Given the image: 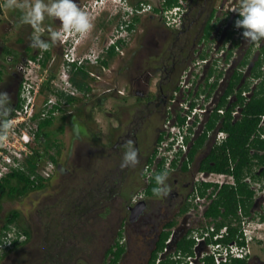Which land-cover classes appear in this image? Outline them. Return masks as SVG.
I'll return each instance as SVG.
<instances>
[{
    "label": "rangeland",
    "instance_id": "374dc122",
    "mask_svg": "<svg viewBox=\"0 0 264 264\" xmlns=\"http://www.w3.org/2000/svg\"><path fill=\"white\" fill-rule=\"evenodd\" d=\"M147 1L157 2V0ZM220 1L216 0V5H219ZM3 3L4 0H0V70L1 72L3 71L0 91L4 90L8 82L10 83L8 72L15 69L18 60L23 59L30 53L27 48L30 47V37L33 32V29L29 25L20 23V17L22 15L20 10L5 9L2 6ZM221 3L223 7H220L216 13L219 18L224 17L227 11L229 12L239 6V0H223ZM111 7L110 5L109 8ZM19 12L20 14H18ZM157 16L158 14H155L153 20L156 21ZM189 20L190 18L186 20V24ZM216 21L218 20L216 19ZM48 24L45 19L42 27L45 26L47 29L51 28V25ZM199 26L200 24L197 25L195 31H198ZM209 28V26H206V30L210 31ZM220 28L217 31L216 39L225 35V31L222 30L223 27L221 26ZM176 31H169L167 41H165L162 47L164 50L161 49L159 52L156 47H151L154 51H147L149 54L159 52L155 54L156 56L149 57L152 59V63H149V66H154L155 68V65H158L168 68L171 66L172 61L170 58L167 60L170 50L176 53L183 46L185 50L184 54H187V52L191 53L195 47L197 50L201 46H198V44L197 46L192 45V40L195 35L190 33V31L185 34H178ZM228 35L232 37V33L228 32ZM47 36L48 34L43 38L47 39ZM174 39L175 41H173ZM210 41L209 39L205 41L206 45ZM244 43L241 45L243 46ZM218 44H220L219 40ZM130 45H132V41ZM202 53L205 56L207 54L205 51ZM194 54L197 55V52ZM236 56L238 57L237 54ZM193 57L191 55L190 58L192 59ZM237 57L235 59L232 58V60H236ZM191 59L183 60V68L190 65ZM51 63L53 61L50 60L48 65L50 66ZM141 63H143V59L137 58V65ZM119 64H124V60L121 61L120 57H116L110 61L109 68L106 67L105 78L102 77V79L94 81L91 76L90 82L95 94L90 97V100L85 103L82 100H78L74 104H70L69 108L72 110L70 115L77 114L78 112L77 115L79 116L74 115L70 117L77 122V117L85 119L84 122H80L79 120L81 128L79 136L82 137L80 142H77L79 139L74 136L76 134V128L74 131V128L68 124L70 122L68 119L69 114H64V117H61V115L55 118L52 125L48 128L51 133L47 139L45 138L46 141L42 142L47 145H51L52 141L59 143L60 146L58 147L51 145L50 151L55 153L57 160H61L62 162L64 159L67 160L69 171L65 173L66 177H57V184L55 183L50 187H44L43 189L28 192L24 196L7 198L2 201L0 225L12 210H17L19 212L18 224L24 228H30L32 231L35 230V232H32L34 233L32 234V239L26 245L11 251L9 250L8 252L6 251L5 257L0 259V264H86L81 261L83 257L90 261L91 264H103V251L112 241V235H114L116 226L118 225L120 217L124 214L122 213L124 210L119 195L112 192V195H109L106 200L98 193H95L93 196L94 191L88 190L89 185L87 181H90L93 187H95L97 182H100L102 178H106L108 181L106 183H109L111 188L114 189V192L119 190V184L117 186L113 184L114 179L120 181V188L134 182L133 191L135 192L143 182L140 173L143 169L144 160L142 159L144 157H139V163L135 167L121 169L120 164L124 151L119 150V152L110 146L119 134L123 135L127 131L132 132V130L146 133L149 136L148 141L151 144L153 137L157 134L158 128L162 127V108L154 109L153 104L147 106L143 102L136 103L133 96L128 95L130 93L125 86L126 77L123 72L119 74L111 71V68H117ZM179 67L177 66L175 72L171 73L173 78H171L170 82L174 83ZM59 69L61 68L57 70L54 68L52 72L54 74L56 73L58 80L60 78V75H58L60 74ZM90 70L94 74H99L103 71L99 67H91ZM206 70L207 68L204 66L192 90L197 89L198 84H203ZM211 70L213 75H218L217 68L214 70L211 68ZM221 71L219 70V72ZM158 76V72L152 74L150 80L152 88L154 87L153 83L158 80ZM123 86L125 87L124 89ZM220 87L219 90L221 89ZM116 88L123 90L124 94L118 93V89ZM106 89H109V91L104 95L105 101H100L99 103L101 104H98L97 102L101 97V92ZM92 116L95 120L93 125L89 120ZM91 130H94L93 135H87L89 141L92 139L90 142L92 146L90 150L92 151L94 149L91 154L89 153L92 157H89V160L87 159L88 162L90 161V164L88 163L83 167L82 165L79 167L76 166V169L72 170V161L75 159V153L73 155L68 154L70 140L74 144L80 143L78 147L80 152L79 157H82L81 144H83V140H85L84 135H86L84 132L86 131L88 133ZM109 139L110 143L107 145ZM121 139L122 137L118 138V140ZM42 142L40 146H44ZM207 143L210 142L207 141ZM197 158L198 155L196 156V160L189 164L190 167L188 166L190 168L189 170L193 172L196 169ZM84 160L83 162H85ZM156 160L157 158H154V161ZM175 170L178 171V169ZM174 175L177 174L174 173L172 176ZM119 176L121 178L123 177V182L119 180ZM249 184L252 188L253 185L251 183ZM128 190L130 191L129 186L128 188L124 187L122 191L123 198L127 197ZM133 191L132 193L134 194ZM92 196L95 199L93 202H97L99 205L95 204L92 206L94 211L92 209L86 215H80L79 208L85 206L88 199ZM257 198L258 202L255 208L259 211L260 204L262 203L264 206V190ZM178 201L179 199L174 198L170 200L168 198H155L149 201L142 223L140 222L137 227L130 228L131 230L127 232V246L120 264H145L149 252L154 246L157 233L161 230L162 224L170 219L177 220L178 222L175 227L179 226L181 230L204 225L203 219L197 216L193 209L189 210V213L186 215L180 216V212L189 207H196V205L189 201L183 203L179 210H177ZM101 204L105 205L104 213H101L102 211L98 208L102 206ZM89 207L91 208V206ZM252 230L255 236L262 237V239L261 241L255 240V242L250 244V255L245 264H264V223L259 226L253 225ZM30 256L33 258L28 260ZM206 261L205 264H212L210 257Z\"/></svg>",
    "mask_w": 264,
    "mask_h": 264
},
{
    "label": "flooded vegetation",
    "instance_id": "af4514ba",
    "mask_svg": "<svg viewBox=\"0 0 264 264\" xmlns=\"http://www.w3.org/2000/svg\"><path fill=\"white\" fill-rule=\"evenodd\" d=\"M223 0L220 1L219 5H216V0H185V10L182 13V21H181V26L180 28L176 31V30H172L170 29L168 26L165 25L161 14L159 13L162 9V5L165 2L164 0H157V2H151V1H147V0H130V4L135 6L136 8H138L139 6H137V3H148L149 7H151V10L148 8H143V9H148L144 14L138 13V11H141V8H138L137 10H135V12L130 15L128 17V22L126 23H122V19L120 15L114 14L110 8H107L108 4L104 3V0H75V2L80 6V8L87 12L89 14V16L91 17L93 23H94V28L92 29V31L90 33H88L87 35L83 36L81 38V36L76 35V39H75V50L77 53V56H85L87 55L88 52H90L92 49L96 50L98 53H101V57H105L106 55H108V53L110 52V45L112 43H116L118 41H120L119 44H116L114 46V55L112 56L111 60H114L116 57H120V60H124V64H119L117 68L113 67L111 68L112 72H116V73H122L125 75L126 77V82H125V86L127 87V89L129 90L128 94L129 96H133V98L135 99V102L137 103H144L145 105L149 106L153 104V108L154 109H160L162 108V120L164 117V108H165V104L168 100V97L170 95L171 92H168L166 90H164L166 88L167 85H170L171 82V78H173L171 76V73L175 72L176 67L181 63V60L183 62V60L185 59L186 54H184L185 50L184 47L182 46L180 48V50L178 52H173L172 50L169 51V54L167 56V60L172 59L171 61V66L166 68V66H158L155 65L156 70H154V66L151 67L149 66V63H152V59H150L149 57H154L156 56V53H159L160 50L162 49V47L165 44V41H167V36L169 31H176L178 32V34H185L188 33L190 31V33H193L194 39L193 41V46H197V40L199 39V37L202 35V29L206 23V21L209 19L210 14L212 12V10H214V15L210 20V23L213 25V29L211 30V34H210V39H213V41L209 44H213L214 47L217 49L222 48L224 49V52L227 54V51L230 47H232L233 43L235 42V47L232 49V55L230 58V66L228 68V70L224 73L225 74V82H223L220 86V90H217V93L219 95V97L221 96V94L224 91V88L226 86V81L229 78V76H231L234 68L237 67L238 70L241 71V77L240 80L237 82V84L234 86V91L232 93V96H228L230 97V99L228 100V105L224 107L223 109V113L224 111L228 108L229 104L232 102V98L233 100H236V92L239 89V87H242L246 82L249 83V87L247 89H243L241 91V95L243 96L244 100L243 103H237L233 106V108H231L230 113H231V120L232 121H236L240 118L241 116V110L243 105L249 100V98L251 97L253 90L255 89L257 83L262 80L264 78V53H262V47L264 46V41H262L259 46L257 45H253V44H248V43H244V39L242 38V29H237L234 27V21L236 19H238V13L230 10L229 12L227 11L225 16L219 18V16L216 15L218 9L222 6V2ZM233 1V0H232ZM230 3V2H229ZM142 9V10H143ZM155 14H158V18L157 20H153V17H155ZM137 17L138 20H134V18ZM190 18V20L188 21V23L186 24V20ZM216 19L218 21H216ZM47 22L49 23L48 25H51V29L52 30H59V21H53L51 19L46 18ZM200 24V26L198 27V31H195L197 25ZM124 27V31L125 33L123 34L121 32V28ZM223 27V31H225V35L224 36H220L219 39H216L217 36V31H219L221 28ZM140 27V28H139ZM229 27V28H226ZM44 29V36L47 35V29L45 26L42 27ZM228 32L232 33V37H229ZM124 35V38L122 40H120V35ZM239 34V35H238ZM180 36V35H179ZM178 37V36H177ZM227 41L225 42V45L223 47V43L224 40ZM218 40L220 42V44H218ZM132 41V45H130V42ZM175 41V39L173 40ZM242 43L243 46L241 45ZM201 45V46H199ZM128 46V47H127ZM198 46L200 48L203 47V44H198ZM242 46V49L240 50V47ZM68 45L63 44L62 42L57 44L56 46H53L50 51L52 53V58H53V63L49 66V68L53 71L54 68H56V70L60 67H62L63 65V58H64V52L67 49ZM151 47H156L158 49V51L154 54V53H147V51L151 50V52H153L154 50L151 49ZM196 48V47H195ZM194 48V49H195ZM30 52L32 53H36L37 50L31 49V47H29ZM193 49V50H194ZM164 50V49H162ZM240 50V52H239ZM188 53V52H187ZM192 53V52H191ZM154 54V55H153ZM236 54L238 55V57L236 56ZM235 57H237L236 60H232L235 59ZM261 57L263 58V63L262 65H260V69H261V76L255 79H251V70L255 64V62L257 61V59ZM137 58L138 59H143V63L137 65ZM247 60L246 63L244 65H239L243 60ZM110 60V61H111ZM61 61V62H60ZM253 62L248 75H246V77L244 78V80L241 82V78L243 76V74L246 72L247 68L250 66V62ZM110 64V62H109ZM109 64L107 65V68H109ZM89 66V75L84 79L86 82V85L90 86L91 89L90 90H79L77 89V87L74 88L77 89V93H78V97H80V100H82V102H87L88 100H90V97L92 95L95 94V91L93 90L94 88L91 85L90 79L92 76V79L95 80H100L102 79V77L105 78V70L106 67L102 66L101 64H96V65H88ZM95 68V67H99L100 69H102L103 71L99 74H94V72H92V70H90V68ZM153 71V72H152ZM154 72H158L159 76H158V80H156L155 83H153L154 87L152 88V84H150V80H151V76ZM9 73V78H10V83L8 82V85L4 87L5 92H7L10 96H11V107H15V105L18 103L19 101V96H18V91H19V82H20V76L17 72H15L14 70H11ZM56 75V73H55ZM72 74L70 73L68 75L69 78H71ZM223 77V76H222ZM251 79V80H250ZM71 80V79H70ZM2 81V80H1ZM1 83V82H0ZM125 87L123 86V89ZM118 89V88H116ZM217 89V88H215ZM214 89V90H215ZM109 89L103 90V92H101V97L98 100V104L100 101H105V97L104 95H106V92H108ZM166 91V92H165ZM118 93L120 94H124V91L121 89L117 90ZM122 94V95H123ZM96 100V99H95ZM231 101V102H230ZM134 102V103H135ZM72 112V110L69 111H65L60 113L57 117H60L62 114H69V121L68 124L70 127L75 128L78 127L79 128V132L81 130L80 125H79V120L80 122H84L85 119L83 118H78L79 116L77 114H73L70 115ZM93 115V113H91ZM78 116L77 117V121H75L73 118H71L70 116ZM56 117V118H57ZM75 118V117H74ZM90 123L93 125L95 122L93 116L92 118L89 119ZM162 125V124H161ZM261 128V130H259ZM161 128H158L157 134L153 137L151 144L148 141V135L142 132H137L136 130H132L131 131H127L126 133H124L123 135L119 134L117 139L114 140L112 142V145L110 147L115 148L116 150H123V145L125 143L126 140L128 139H132L134 141V147L138 150V154L139 157L143 158L142 160H144V165H143V169L140 173V177H142L143 182L141 183V186L139 188H137L135 190V192L133 191V186H134V182H131L129 184H127L126 186H123V188H120V181H118L117 179H114L113 184L115 186H117V184H119L118 188L119 190L114 192V189L111 188V186L109 185V183H106L107 179L106 178H102V180L100 182L96 183V186L93 187V185L90 183V181H87V184L89 185V189L88 190H92L94 191L93 196L95 195V193H98L102 196L103 199H107L109 195H112V192L114 194L119 195L120 197V201L122 203L123 206V212L124 214H122V216L120 217L119 221H118V225L116 226L114 235H112V241L108 244V246L106 247V249H104L103 251V255H102V261L103 264H108L113 256V254L111 252H107L109 248H116L115 243L118 240L119 243L124 244L125 248L127 246V232L130 231L133 227H137L138 224H140V222L142 223V219H144V215H145V209L148 207L149 201L151 199H155L158 197L155 196H148L145 194V187L148 183L147 177L150 175V171L154 170L156 168V165H153V163L149 166L147 165V159L148 157L151 155V153L153 152V149L156 148V137L158 135V133L160 132ZM264 132V113L260 115V121L257 125V133L260 137V139L264 140V138L262 136H260V133L263 134ZM94 130L88 131V133L85 131L84 133H86V135H84V139L83 140V144H81L82 146V152L81 155H83L82 157H79V144H74V142H72V140H70V146H69V152L68 154L73 155L75 153V159L72 161V170L76 169V166L79 167L80 165L86 166L89 162V157H92L91 152L94 150L91 149V145L89 141V134L90 136L93 135ZM88 135V136H87ZM76 136V138H78L79 140L77 142H80V139L82 140V137L79 136V133H77L74 135ZM254 136H256L255 134H253L251 137L253 138ZM121 138V140H118V138ZM110 143V139L107 141V145ZM208 150L209 147H206V143L205 146L203 148H201V150L198 152V158L197 160L200 161L202 159H204L206 157V155L208 154ZM119 151V152H120ZM258 153L259 157V161L257 162V164H255L253 166V170L252 173L254 174V176L256 175V179L252 178L251 175H246L243 179L244 181H246L247 183H251L252 189H254V191H256V194H254L253 196V202L249 207V212L250 215L247 217H252V216H256V213L258 214H264V206L261 203L260 204V208L259 211L256 210L255 206H253V203L255 201V199H257V197H259L261 195V192L264 190V175L262 174V172H264V161L261 163V156L264 155V149H253L250 148V154L253 153ZM90 153V154H89ZM85 160H84V159ZM61 159V158H60ZM88 159V160H87ZM83 160L85 162H83ZM67 160H63V162L61 160H58V164H56V166L54 167V169L52 170V173L50 175V177L44 179V186L40 189H43L44 187H50L53 184L56 183V181L58 180L57 177L59 176H63L66 177L65 173L69 171L68 169V164L66 162ZM87 161V162H86ZM161 160H158L156 163H159ZM253 161H255V159H253ZM154 162V160H153ZM65 163V164H64ZM84 165H83V164ZM90 164V163H89ZM173 165V164H172ZM182 165V164H180ZM176 166V168L173 167H169V166H165L164 168L167 169L169 171V179L167 181V183L169 184L170 188H171V192L167 197H160L159 199L162 198H168L170 199H179L178 201V208L177 210H179L180 206L183 205V203L189 202L188 199L190 198V195L193 193L194 187L199 186V184H194L193 183V178H194V172L192 170H189L190 168L187 167V170H183L181 168V166ZM148 168H150V170L148 171ZM175 169H178V171H176ZM233 169V164L230 167V170ZM176 171V172H174ZM174 173H176L177 175L172 176ZM227 173V172H226ZM63 174V175H61ZM117 175H119L118 173H116ZM228 175H230L231 180L229 182H225L223 184H234L235 183V179H234V175L232 172H228ZM119 180H121V182H123L122 180L123 177L121 178V176H119ZM249 180V181H248ZM135 181V180H134ZM108 182V181H107ZM57 184V183H56ZM218 185L215 187V184H212V188H211V192L212 190H214V192L211 194L210 197H208L207 201L205 202L203 209H199L196 205V207H189L186 211H184L183 213H180V216H184L187 213H189V210H194L195 213L197 214V216L201 217L203 219L204 222H206L205 217H204V211L206 210V208L208 207V205L210 204V202L212 201V198L215 197V195L218 193L219 188L223 185ZM261 185L262 188H261ZM128 186L130 187V191L128 190L127 192V197L123 198L122 195V191L124 189V187L128 188ZM132 186V187H131ZM215 188V189H214ZM39 190V189H38ZM35 191V190H34ZM96 191V192H95ZM132 191L134 192V194L132 193ZM31 192V191H30ZM206 195V193L204 194ZM201 195L200 196H204ZM90 197L88 199L87 204H85V206L80 207L79 212L80 215L84 216L87 213H89V211H94V208L92 206L99 205L97 202H93L95 201L94 197ZM208 196V195H207ZM91 201V202H90ZM143 202V207L142 209L138 212V207L139 204ZM191 202V201H190ZM102 205V206H101ZM101 207H98L99 210H101V213H104V206L103 204H101ZM91 206V208L89 207ZM82 208V209H81ZM97 208V209H98ZM103 208V209H102ZM137 212V213H136ZM137 214L135 216V218L133 220L130 219L131 214ZM240 213V211H239ZM101 215V214H100ZM19 218V216H18ZM18 218L16 221L12 222L9 227L7 229H5L4 231L6 232V234H11L12 235V241H11V245L10 248L5 249L4 251L1 252L0 254V259L2 257H5V252L7 251H11L13 249H16L18 247H22L24 245H26L27 243H29L32 239V232H35L30 230V228H24L22 227L20 224H18ZM178 222V221H177ZM176 222V224H177ZM261 223H264V221H260ZM15 224V225H12ZM175 224V225H176ZM163 225V224H162ZM139 227V226H138ZM175 227V226H174ZM173 227V228H174ZM225 227L226 230V226H223L221 229H223ZM172 228V230H173ZM194 228H188L185 235L188 236V234H191V231ZM119 232L122 233V237L118 238ZM160 232V231H159ZM158 232V233H159ZM157 233V236H158ZM6 234L4 236H6ZM156 236V239H157ZM170 238V237H169ZM155 239V241H156ZM169 240V239H168ZM155 241H154V245H155ZM154 247V246H153ZM152 247V248H153ZM150 253V252H149ZM124 257V253L122 254V256L120 257V259L118 260L117 264H120L122 258ZM33 257L30 256L28 260L32 259ZM82 262H85L86 264H91L90 261L86 260L84 257L81 258ZM147 261V259H146ZM202 262L199 264H204L203 260H201ZM38 264V263H36ZM146 264V263H145ZM195 264V263H192Z\"/></svg>",
    "mask_w": 264,
    "mask_h": 264
},
{
    "label": "trees",
    "instance_id": "16d2710c",
    "mask_svg": "<svg viewBox=\"0 0 264 264\" xmlns=\"http://www.w3.org/2000/svg\"><path fill=\"white\" fill-rule=\"evenodd\" d=\"M164 6L163 7H171L175 4H177V0H164ZM20 14V12L18 13ZM214 15V10H212L209 19L206 21L202 35L197 40L198 44H203V47L201 48L200 52H198V56L200 58L206 57L205 54L203 55V51H205L207 54V48L211 49V45H206L205 41L208 39L213 41V39L208 38L211 34V30L213 29V25L210 23L211 18ZM134 20H138L137 17L134 18ZM206 26H209L210 31L206 30ZM122 40V39H120ZM224 40L223 47L225 45ZM120 41L113 43L110 45L111 49L108 55L105 57H101L98 59V64H101L104 67H107L110 60L112 59V56L114 55V46L116 44H119ZM210 43V42H209ZM235 42L233 43L232 47H230L226 54V60H228L232 55V49L235 47ZM6 48V47H5ZM3 48V50H5ZM28 52L30 51L29 48H27ZM199 48L194 49L193 52H197ZM8 52V51H5ZM262 53H264V46L262 47ZM191 53H187L185 56L186 60H189ZM206 54V55H207ZM203 55V56H202ZM37 53H28L23 59L18 60L17 64L24 60L25 58H31L36 59ZM52 58L51 51L44 52L43 58L41 60L42 67L47 66L49 60ZM185 60V61H186ZM247 60H243L239 65H244ZM214 63V62H213ZM263 63V58L259 57L257 61L255 62L252 70H251V79H255L261 76V69L260 65ZM16 64V65H17ZM180 66L177 71L178 74L175 77L174 83L171 82L170 85H167L164 90L168 92H172L173 90L177 89V82L179 78V74L181 73V70L183 69V62L178 65ZM89 66L86 64H80L79 66L72 68L71 71V84H74L75 87L79 90H90L91 87L86 85L85 78L89 75ZM215 68L213 66L208 68L207 75L204 79V87H202L201 84H199V88L196 91V95H198L201 92H207V97L210 96L212 91L217 87V81L218 78L222 75V71L218 73V75L215 78V81L213 83H208V78L213 75L212 70ZM211 70V71H210ZM15 72L18 73L16 69H14ZM53 71H50V76L48 80L43 82L41 86V90H50L49 86V80L50 78H54L55 74L52 73ZM2 74L0 70V82L2 80ZM19 74V73H18ZM20 76V75H19ZM241 77V71L236 68H234L231 76L226 81V86L224 88L223 93L219 97L217 101V105L213 108L212 112L209 114L208 119L205 123V127L202 133L198 135V137L194 140L192 145L189 148V151L187 152L186 160L182 162L181 168L183 170H187L188 163H191L196 160V156L198 152L205 146V143L207 141V131L213 129L216 127L217 123L218 126L216 128L222 129L227 132L228 136L222 141L220 144H214L212 145L209 150L206 157L200 161H197L196 163V169L195 170H204L206 172H232L234 175L235 183L234 184H223L220 188L218 193L215 195L214 198H212V201L204 211V217L206 220V226L213 225L215 231L217 232L219 229H221L223 226H226V233L223 234V236L219 239L220 241L224 243H228L232 240H238L239 236V229H240V220L242 217H247L250 215L249 207L253 202V196L255 194L254 189L250 187V184L244 181V177L246 175H251L252 178L256 179V175L252 173L253 166L257 164L259 161L258 153L250 154V148L253 149H264V140L260 139L259 135L257 133V125L260 121V115L264 113V78L260 80L255 89L253 90V93L249 100L243 105L241 110V116L238 120L232 121L231 120V113L230 110L233 108V106L237 103H243V96L241 95V91L243 89H247L249 87V83H245L242 87H239V89L236 92V100H233L229 104L228 108L224 111V114H219L216 110L217 108H223L228 105V96H232V93L234 91V86L237 84V82L240 80ZM250 79V80H251ZM20 86V82H19ZM19 93V91H18ZM56 95H58L61 98H64L66 102L68 103V108L70 107V104H74L76 101L80 100V97H76L73 94H65L64 91L59 90L57 92H54ZM19 102L15 105V107L19 106ZM13 107V109L15 108ZM61 112H65V108H60ZM65 115L62 114L61 117H64ZM54 118L49 117L46 119H42L38 122V132L37 136L39 139H42L43 141H46L50 135V130L48 129L52 123ZM163 121V120H162ZM61 129V128H60ZM261 130V128L259 129ZM253 134V138L251 137ZM163 133L160 130L156 137V142L160 141L162 139ZM40 150H35L32 155L26 158L25 168L24 169H17L13 170L10 173H7L5 176H3L0 179V211H1V203L4 199L7 198H14L16 196H24L30 191L38 190L42 188L44 184V179L40 175H35L34 178H31V175L35 174V168H36V162L37 161H43L45 159H50L54 165L58 164L57 157L55 153L50 151V147H58L60 146L59 143L56 141H52L51 145H47L44 142H42V145ZM156 156V148L153 149V152L147 159V165H151L153 163V160ZM255 159V161H253ZM264 161V155L261 156V163ZM163 161H160L157 163L156 168L152 171H150V175L147 177L148 183L145 187V194L148 196H154L152 193L153 187L156 186L154 176L162 171L165 170ZM172 166L176 165V162L174 161L172 163ZM233 164V169L230 170L231 165ZM150 168H148V171ZM264 175V172H262ZM211 183H201L198 186V192L201 195H204L206 193V189L210 187ZM217 185L215 184V187ZM263 185H261L262 188ZM215 189V188H214ZM208 194V197L211 196V194ZM187 210V209H186ZM180 213H183L184 211ZM240 211V213H239ZM19 216V212L17 210H12L9 215L6 217L5 221L0 225V241L2 236L5 235V229L9 227V225L16 221ZM258 219L260 221H264V214H258ZM252 216V217H256ZM1 218V214H0ZM177 220L170 219L167 222H165L162 225V228L160 232L158 233L157 239L155 241L154 247L151 249L149 256L147 258L146 264H184L185 258L188 255H193V247H194V239L190 237V233L187 235H184L176 242L175 250L171 253H168L164 258L159 259L160 253L164 250L166 247V241L169 239L172 228L175 226ZM204 227V226H203ZM214 232H211L212 234ZM122 237V233L119 232L118 238ZM211 238V237H210ZM210 238H207V241H210ZM239 243H242L239 241ZM116 248H109L107 252H111L113 254L110 262L108 264H117L118 260L122 256L123 253H125V246L124 244H121L118 242V240L115 243ZM210 257L212 260V264H214L213 257L211 255H205L202 257V260L204 264L207 262V258ZM247 261L246 258H232L230 261L221 262V264H245Z\"/></svg>",
    "mask_w": 264,
    "mask_h": 264
},
{
    "label": "built area",
    "instance_id": "2783aa9c",
    "mask_svg": "<svg viewBox=\"0 0 264 264\" xmlns=\"http://www.w3.org/2000/svg\"><path fill=\"white\" fill-rule=\"evenodd\" d=\"M184 10L182 0H179V4L164 8L162 10L164 23L169 27L179 28ZM209 53L205 58L195 59L181 71L177 82L178 88L170 93L165 104L161 127L163 136L156 144L155 158L157 160L153 162V165H156L158 160L164 162V167H173L172 163L174 161L176 162L174 168L182 164L186 160L190 141L197 134L203 132L209 114L217 105L219 99L217 90H219L220 85L224 81V73L230 66V59L227 62L225 60L224 49H216L213 44ZM43 55L44 52H38L35 60L25 58L15 66L20 75L19 106L13 109L11 115L14 127L8 139L0 145V179L13 170L24 169L26 158L32 155L35 150H40V143L43 140L37 136L38 122L42 119L58 116L62 113L60 108H65V111H68L66 108L69 105L66 100L53 93V91L62 90L65 94H77L76 88H67L70 86V83L68 82V75L65 69L61 71V76L66 78L63 82L50 78L49 86L51 91H47L46 89L41 90L43 82L48 80L50 76L49 65L47 64V66L42 67L41 60ZM65 55L67 57V54ZM50 60L52 61L53 58ZM207 63L210 64V67L217 68L218 72L219 70L223 72V77L218 78L217 89L213 90L208 97L207 92L195 94L199 88V84L197 85V89L192 90L197 77ZM215 78V75H211L208 78V83H213ZM204 85L205 83L203 82L202 87ZM216 111L222 114L223 108H217ZM216 127L208 130L206 134L207 141L211 143V146L220 144L227 137V132ZM260 136L264 138V133L260 134ZM53 168L54 163L50 159H45L41 162L37 161L35 174L31 175V178H34L38 174L43 179H46L50 177ZM231 178L226 172L196 170L193 183L195 185H200L201 183L221 185L229 182ZM211 188L212 185L206 189V195L200 196L198 188L194 187L188 201L195 203L199 209H203L208 199L207 195L211 193ZM253 225H261L258 217L255 219L242 217L238 240H232L228 243L219 240L226 233L225 227L220 229L218 233L211 234L214 231L212 224L208 227L206 225L204 227H195L191 231L190 237L194 239V245L201 240L206 242L208 250L204 251L201 257L211 255L214 264H221V262L230 261L232 258H247L250 253V244L254 241ZM207 238H210V241H207ZM11 241V234H7L2 238L0 242V254L5 249L10 248ZM239 241L242 243H239ZM192 258L193 255L186 256L184 264H192Z\"/></svg>",
    "mask_w": 264,
    "mask_h": 264
},
{
    "label": "clouds",
    "instance_id": "9594fccd",
    "mask_svg": "<svg viewBox=\"0 0 264 264\" xmlns=\"http://www.w3.org/2000/svg\"><path fill=\"white\" fill-rule=\"evenodd\" d=\"M182 1H183V8H185V2L184 0ZM104 3L108 4L107 8H109L110 5L112 6L110 8L111 11L114 14L121 16L123 24L128 22L129 20L128 17L132 15L135 12V10H137L138 8H141L140 9L141 11H138V13L141 14H144L148 9L151 10V7H149L148 3L145 4L137 3L136 5L139 7L136 8L135 6L130 4V0H104ZM177 4H179V0H177ZM2 6L8 10L21 11L22 15L20 17V23L23 25H29L33 29L32 35L30 37L29 46L34 50H37L36 53L47 52L53 46H56L61 42L65 45H68L67 49L64 52L63 65L62 67H60L61 69H59L60 70V74H58L60 75L59 81L63 82L66 79L61 76V71L64 69L67 72L66 74L69 75L72 71V68H75L80 64H86L90 66L98 64V59L101 58L100 55L102 52L98 53L96 50L92 49L85 56H81V55L77 56L75 50V46H76L75 39L77 38L76 35H79L81 37L87 35L94 28V23L91 17L89 16V14L83 11L80 8V6L75 2V0H47V2H45V0H4ZM163 6L164 3L162 5L161 11L159 12L161 16H162V10L166 8ZM145 7L148 9L147 10L143 9ZM232 11L238 13L239 18L234 21V27L237 29H242V38L244 39L245 43L259 46V44L262 41H264V0H239V6L233 9ZM46 18L51 19L53 21L58 20L60 22L59 30H52L51 28L47 30V34H48L47 39L43 38L44 29L42 28V25ZM181 21H182V17H181ZM124 27L125 26L121 28V32L123 34L125 33ZM169 28L172 30H178L180 27L179 28L169 27ZM122 33L120 35V39L124 38V35H122ZM209 45L212 46V43ZM200 50L201 48L199 47V51H197V55L194 54L196 52H193L192 57L193 56L194 57L192 59L190 58L191 62L194 61L195 59L200 58L198 56V52H200ZM209 50L210 49L207 48L208 54L206 56L210 54ZM65 54H67L68 58L66 57ZM225 60H226V53H225ZM228 60L226 61L228 62ZM204 66H206L207 68L206 70V74H207L210 64L207 63ZM222 76H223V72L220 77ZM54 78L57 79V76L55 75ZM67 79L68 82L70 83V86H68L67 88L69 89L74 88V85L71 84L70 82V78L68 77ZM74 96L78 97L79 95L77 93ZM67 110L69 111V109ZM12 112H13V108L11 107V96L5 91H0V145H2L8 139V136L14 127L13 121L11 119ZM56 117H54V119ZM76 131L77 133H79L78 127H76ZM198 135L199 134H197V136L191 141L194 142V140L198 137ZM191 145L192 144L189 143V148ZM206 147L210 148L211 143H207L206 141ZM123 148H124V152L122 155L120 168L124 169L128 167H135L139 163V154H138V150L134 147V141L132 139L126 140L123 145ZM169 175H170L169 171L165 169L164 171L154 176L156 186L153 187L152 193L155 197L158 198L167 197L170 194L171 188L167 183L169 179ZM251 218L255 219L257 217H251ZM205 225L206 223L204 222L203 226ZM219 230L217 232H214L215 231L214 229V231L212 232L218 233ZM3 237L4 236H2V238ZM261 239L262 237H257L254 235V241H252V243L255 242V240L261 241ZM249 255L250 253L248 254L246 259L249 258ZM201 260L202 257H200V263L202 262Z\"/></svg>",
    "mask_w": 264,
    "mask_h": 264
},
{
    "label": "water",
    "instance_id": "95a60500",
    "mask_svg": "<svg viewBox=\"0 0 264 264\" xmlns=\"http://www.w3.org/2000/svg\"><path fill=\"white\" fill-rule=\"evenodd\" d=\"M252 61L250 62V66L247 68L246 72L243 74L242 78H241V82L244 80V78L246 77V75H248V72H249V69L252 65ZM193 141L190 142V144H192ZM258 202V198L255 199L254 203H253V206H256V203ZM143 202H141L139 204V207H138V212L142 209L143 207ZM137 213V212H136ZM131 214L130 216V219L133 220L135 218V216L137 214ZM185 219V217H184ZM188 228H185L184 230H181L178 227H175L173 228L172 232H171V235H170V239L168 242H166V247L164 248V250L160 253L159 255V259H162L164 258L168 253H171L175 250V247H176V242L178 239H180L181 237H183L186 233ZM207 246L205 244V241L204 240H201L200 242H198L196 245H194L193 247V251H194V256L192 258V261L193 263L195 264H199L200 263V257H201V254L204 252V251H207Z\"/></svg>",
    "mask_w": 264,
    "mask_h": 264
},
{
    "label": "bare ground",
    "instance_id": "6f19581e",
    "mask_svg": "<svg viewBox=\"0 0 264 264\" xmlns=\"http://www.w3.org/2000/svg\"><path fill=\"white\" fill-rule=\"evenodd\" d=\"M82 38V37H81ZM226 132V131H225ZM263 132V131H262ZM264 133V132H263ZM260 134H262V133H260ZM227 136H228V134H227ZM224 141V140H223ZM187 156V155H186ZM188 157V156H187ZM181 166V165H180ZM190 167V166H189ZM200 170V169H199ZM228 173V172H227ZM249 181V180H248Z\"/></svg>",
    "mask_w": 264,
    "mask_h": 264
}]
</instances>
